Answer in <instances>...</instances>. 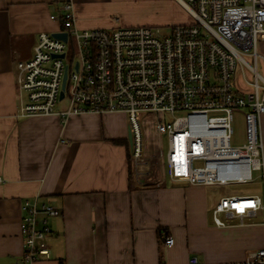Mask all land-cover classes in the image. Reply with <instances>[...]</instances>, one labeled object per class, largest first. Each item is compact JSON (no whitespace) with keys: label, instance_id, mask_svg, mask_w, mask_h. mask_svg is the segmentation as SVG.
<instances>
[{"label":"built area","instance_id":"1","mask_svg":"<svg viewBox=\"0 0 264 264\" xmlns=\"http://www.w3.org/2000/svg\"><path fill=\"white\" fill-rule=\"evenodd\" d=\"M177 1L191 19L161 36L147 25L80 30L73 25L72 2L63 3L62 12L50 18L58 20V31L65 32L66 39L42 31L29 58L15 62L16 115L51 114L63 97L67 104L56 112L61 119L89 111H123L133 159L143 158L145 150L139 117H150L158 136L165 134L167 149L158 157L170 179L225 187L260 178L262 196L229 193L212 206L218 227L235 218L241 225L245 218L264 217L259 124L264 114V79L256 64L257 34L264 32V0ZM70 37L76 52L65 61ZM245 55L252 56L254 64ZM238 65L241 73L245 67L253 74V81L244 80L245 90L235 79L232 83ZM237 109L244 113L245 140L234 145L232 121ZM21 205V261L31 264L40 256L48 257L43 241L50 232L46 219L59 215V209L34 198ZM172 242L170 235L164 238L165 245ZM187 264L206 263L191 255ZM212 264H264V246L254 250L251 259Z\"/></svg>","mask_w":264,"mask_h":264},{"label":"crops","instance_id":"2","mask_svg":"<svg viewBox=\"0 0 264 264\" xmlns=\"http://www.w3.org/2000/svg\"><path fill=\"white\" fill-rule=\"evenodd\" d=\"M67 1L80 30L188 23L180 22L187 11L177 0H165L171 19L160 22L114 18L120 0H0V264H26L21 204L33 198L56 206L59 215L46 219L48 257L31 264H187L191 255L206 264L251 259L255 249L233 246L234 239L222 243L234 230L210 222L218 198L206 199L209 186L170 179L146 144L143 158L131 157L123 111L61 119L55 107L51 114L16 115L15 62L29 58L39 33L61 28L50 15ZM257 35L264 79V32ZM259 124L264 153V114ZM167 235L173 242L165 245Z\"/></svg>","mask_w":264,"mask_h":264},{"label":"rangeland","instance_id":"3","mask_svg":"<svg viewBox=\"0 0 264 264\" xmlns=\"http://www.w3.org/2000/svg\"><path fill=\"white\" fill-rule=\"evenodd\" d=\"M120 4L118 5L119 11L113 16L114 18L119 16L127 17V19L131 18L134 21H142L146 22L150 20L151 22H160L163 19L170 20L171 17L169 16V10L171 9L168 3L165 0H120ZM185 10V9H184ZM186 11V10H185ZM188 13L183 12L182 21L180 22H189L190 16L187 15ZM177 23V22H176ZM155 24V23H150ZM154 29H158V35L161 36L162 34H166L170 31L171 25L166 26H157L152 25ZM259 51V50H258ZM76 52L75 41L70 37L68 39V43L65 48V61L72 59L74 53ZM259 53V52H258ZM245 60L251 65L254 64V60L252 56L245 55ZM257 64V71L260 74V64L259 60L256 62ZM234 79L236 83L240 84L242 89L248 88L245 86L244 80L253 81V74L247 68H243L241 73V67L238 65L232 77V83L234 84ZM67 98L63 97L59 103H57L56 108H62L67 104ZM233 134H232V143L234 145H239L242 143L244 139V132H245V124H244V113L241 109H237L233 114ZM153 120H150V117L146 118V116L139 117V127H141L143 141L146 144V149L149 151L150 154H160L164 156V153L167 149V142L165 138V134L161 135L160 137L156 133L153 127ZM146 150V151H147ZM234 193V194H257L262 196L263 193V183L261 182L260 178H254L252 182L247 183H240L235 185H228L225 187L218 186V185H210L208 189L205 190V197L209 201L210 199L219 198L221 195ZM209 220L213 222V217L211 211L209 212ZM219 217L224 220V216L221 214ZM264 221V217L261 215H256L251 218H245V223L239 225L238 220L231 219L227 221L226 226L221 228H232L234 231H228L226 236H223L222 243H231L233 241V246L242 245V247L257 249L259 247L264 246V225L262 224ZM234 227H231L233 225ZM215 225V224H213ZM215 233L213 234V236ZM218 235H216L217 237ZM243 243V244H242Z\"/></svg>","mask_w":264,"mask_h":264},{"label":"water","instance_id":"4","mask_svg":"<svg viewBox=\"0 0 264 264\" xmlns=\"http://www.w3.org/2000/svg\"><path fill=\"white\" fill-rule=\"evenodd\" d=\"M52 35H53L54 37H56V38L58 37V38H60V39H62V40H65V39H66V33L63 32V31H57V32H54V33H52ZM60 56H62V54H61ZM65 77H66V75H64V76H63V79H62V84H61V85H62V89L64 88ZM62 95H63V91L61 90L60 93H59V98H61ZM129 138H130V136H129V133H128V137H127V139L129 140Z\"/></svg>","mask_w":264,"mask_h":264}]
</instances>
